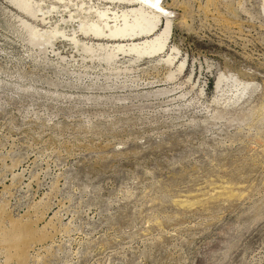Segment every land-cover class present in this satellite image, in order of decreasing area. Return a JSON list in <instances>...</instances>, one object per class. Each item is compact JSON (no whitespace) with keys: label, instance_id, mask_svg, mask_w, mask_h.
Instances as JSON below:
<instances>
[{"label":"rangeland","instance_id":"obj_1","mask_svg":"<svg viewBox=\"0 0 264 264\" xmlns=\"http://www.w3.org/2000/svg\"><path fill=\"white\" fill-rule=\"evenodd\" d=\"M160 7L0 0V264H264V0Z\"/></svg>","mask_w":264,"mask_h":264},{"label":"bare ground","instance_id":"obj_2","mask_svg":"<svg viewBox=\"0 0 264 264\" xmlns=\"http://www.w3.org/2000/svg\"><path fill=\"white\" fill-rule=\"evenodd\" d=\"M118 1H124V0H118ZM160 1L161 0H133L134 3H136L137 5L140 6V9L133 11V19L136 22H138L137 26H135V27L137 28V30L138 29L140 30L139 31L140 33L147 34V35H151L152 33H154L155 28H156V26L158 24L159 18L154 15L153 11H156V12L162 14V15H165V16L167 15L166 11L160 7ZM145 8L149 9L150 11H146ZM19 9H20V7H19ZM70 17L72 18L71 20H75L73 16L70 15ZM97 17L99 18V20H104V28L107 30L108 34H105V31H104V29L102 27H99L98 25H94L93 24V25H91V27L89 28L88 31L92 32L94 35L104 36V37H108L110 39L117 40L119 38H123V37H127V36L131 37L130 33L134 34V32H135V30H134L135 27L131 26L127 22L129 17L127 15H125V14H122L121 16L120 15L117 16L115 13L109 14V11L107 10V11H103V12H99V13L97 12ZM79 19H81V18H79ZM119 20H121L122 25H120V21ZM111 21L114 23L113 27H109V23H111ZM139 21H140V23H139ZM142 23H145V25H147L146 26L147 28L145 27V28L141 29V24ZM85 30L86 29H84V31ZM168 31H169L168 28H166V30L164 31V34H166L167 36H168V33H169ZM160 36H158V37H160ZM162 37H164V36H162ZM115 46H117V45H115ZM111 49L113 50L112 47H111ZM26 236L23 239L22 230L18 228V229H14V231H12V232H9V233L5 234V237H4V241L8 244V247L13 248V249H15L17 251L16 258L18 259L20 264H23V262H24V254H25V250H26L25 249V244H26L25 240H27ZM13 244H14V246H12Z\"/></svg>","mask_w":264,"mask_h":264}]
</instances>
